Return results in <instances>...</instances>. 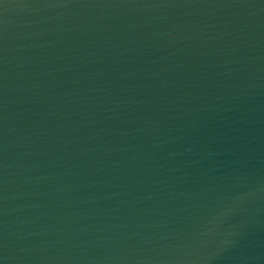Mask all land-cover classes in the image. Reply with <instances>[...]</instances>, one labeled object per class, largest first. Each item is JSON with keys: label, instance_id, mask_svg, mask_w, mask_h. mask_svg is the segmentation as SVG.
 Here are the masks:
<instances>
[{"label": "water", "instance_id": "water-1", "mask_svg": "<svg viewBox=\"0 0 264 264\" xmlns=\"http://www.w3.org/2000/svg\"><path fill=\"white\" fill-rule=\"evenodd\" d=\"M0 264H264V0H0Z\"/></svg>", "mask_w": 264, "mask_h": 264}]
</instances>
